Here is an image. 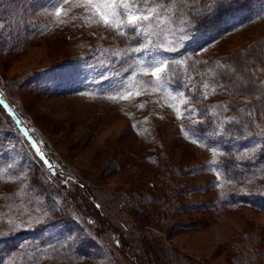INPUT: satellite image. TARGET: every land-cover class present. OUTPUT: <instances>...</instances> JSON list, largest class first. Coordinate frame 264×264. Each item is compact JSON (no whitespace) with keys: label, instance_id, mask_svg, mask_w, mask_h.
Masks as SVG:
<instances>
[{"label":"rangeland","instance_id":"1","mask_svg":"<svg viewBox=\"0 0 264 264\" xmlns=\"http://www.w3.org/2000/svg\"><path fill=\"white\" fill-rule=\"evenodd\" d=\"M214 1L161 0L163 22L135 37L92 22L85 0H0V96L20 129L0 110V264H264V155L235 182L184 126L180 76L219 132L250 113L232 146L264 154L251 99L232 105L213 80L264 55V0L198 30L191 9Z\"/></svg>","mask_w":264,"mask_h":264},{"label":"trees","instance_id":"2","mask_svg":"<svg viewBox=\"0 0 264 264\" xmlns=\"http://www.w3.org/2000/svg\"><path fill=\"white\" fill-rule=\"evenodd\" d=\"M256 1L258 0H215L213 3L201 5L202 7L192 8V20L198 30L206 31L225 15L252 7ZM263 59L264 55L260 51L252 50L251 53L238 59V65L241 68L239 72L234 70L235 68L229 72L226 64H220L213 72V80L216 85H221L220 89L229 97L228 101L230 104L236 105L243 96L249 97L251 103L245 106L246 109H251L250 111L252 112L256 110L258 116L261 115L264 118V85H262L259 76L254 70V64L256 62L260 63ZM238 74L244 79L242 83L235 81ZM183 81V76H180L178 82L185 85H183L184 94L188 97L195 112L193 116L184 119L185 128L190 133L205 139L207 144L217 145L219 148L218 164L229 179L238 182L249 178L250 175H253L264 154L260 150L256 151L253 155L240 156L232 146L231 141L233 139L238 140L247 135V132H251V128L253 127L250 125L252 123L250 113L246 114L244 110L238 112V119L225 121L224 126L221 127V132H219L218 126L221 120L218 114L207 105L204 95L200 93L198 88H191L190 85H187L188 81ZM0 110L15 128L20 130L17 126V121L1 103ZM197 121L201 123H197ZM25 141H27L31 150H33L32 143L26 137ZM39 162L42 163V160L40 159ZM42 165L46 167L44 162ZM44 169L46 170V168ZM49 176L51 177V174ZM31 181L37 183L33 178Z\"/></svg>","mask_w":264,"mask_h":264},{"label":"snow or ice","instance_id":"3","mask_svg":"<svg viewBox=\"0 0 264 264\" xmlns=\"http://www.w3.org/2000/svg\"><path fill=\"white\" fill-rule=\"evenodd\" d=\"M85 3L89 10H94L92 22H102L106 28H115L119 35L135 37L145 34V28L152 21L162 23L159 13L167 7V4L161 0H85ZM55 14L58 17L61 15L59 8L56 9ZM86 22H88L87 18ZM125 24L130 31L121 30ZM133 51L139 52L141 49L135 48ZM164 71V67H156L152 75L159 79V74ZM197 123L201 122L197 121ZM193 142L197 141L193 140Z\"/></svg>","mask_w":264,"mask_h":264},{"label":"water","instance_id":"4","mask_svg":"<svg viewBox=\"0 0 264 264\" xmlns=\"http://www.w3.org/2000/svg\"><path fill=\"white\" fill-rule=\"evenodd\" d=\"M1 99H2V97L0 96V102H1L4 106H6L5 103H4ZM44 163H45L46 167L53 168L51 162H50L48 159H44Z\"/></svg>","mask_w":264,"mask_h":264}]
</instances>
